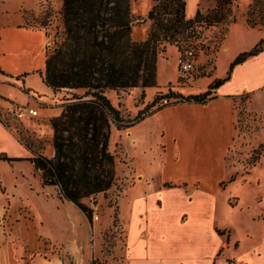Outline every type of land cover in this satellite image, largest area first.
I'll list each match as a JSON object with an SVG mask.
<instances>
[{"label":"rangeland","instance_id":"1","mask_svg":"<svg viewBox=\"0 0 264 264\" xmlns=\"http://www.w3.org/2000/svg\"><path fill=\"white\" fill-rule=\"evenodd\" d=\"M184 1L187 17L197 9L205 14L216 5V0ZM239 1L233 0L222 10L226 14L224 22L212 25L198 22L195 32L185 42L163 43L165 49L157 54L155 86L105 91L120 111L124 125L141 110L150 112L161 104L169 107L152 112L130 127L111 126L108 149L114 156L116 179L106 192L82 199L92 209L89 219L72 202L63 199L56 186L43 185L28 160L33 154L52 157L49 119L60 115L63 99L70 96L65 90L53 92L39 75L43 71L45 46L60 40L62 0H0V36L5 45L0 67L7 74L9 84L3 91L16 100L0 101V123L15 138L14 144L8 139L0 140V153L17 158L0 160V241L7 242L17 264H33L30 260L33 256L47 259L58 256L63 264H70L73 255L66 249L70 246H78L83 251L87 264L92 261L116 264L124 237L119 218L130 221L133 209L142 203L140 198L135 199L140 195H135V190H139L136 187H144L145 179L151 185L150 180L176 181L193 176L202 178L212 190L214 221L218 229H224L217 231L225 236L228 246L217 253L215 264H264V109L261 102L252 101L249 94L233 99L232 141L223 118L213 115L214 109L203 110L201 119L213 127L205 139L187 143L181 134L192 132L194 110L183 105L171 106L178 103L173 102L176 99H161L146 107L158 93L168 90L183 96L201 93L210 84L206 82L211 74L218 77L224 74L227 57L242 40V33L238 32L241 24L237 23L229 31L228 49L220 50L229 26L241 19L249 27L246 11L251 1ZM153 4L154 0H130L133 40L147 38L151 22L146 15ZM262 9L264 5L256 7L250 15L251 22L256 24L252 28L264 30ZM17 25L38 30L31 32ZM188 48L196 54L195 69L185 75L177 68V58ZM22 73H27L23 77L24 85L20 78L19 83L15 82L16 76ZM15 107L33 108L37 115L18 120L11 114ZM173 135L179 136L176 161L173 160L177 154L170 145ZM218 181H223L222 191L217 190ZM0 264H14L12 255H3Z\"/></svg>","mask_w":264,"mask_h":264},{"label":"trees","instance_id":"2","mask_svg":"<svg viewBox=\"0 0 264 264\" xmlns=\"http://www.w3.org/2000/svg\"><path fill=\"white\" fill-rule=\"evenodd\" d=\"M232 1L216 0L215 7L205 14L197 9L187 19L184 0H154L146 15L151 22L147 38L135 41L131 37L130 0H62L60 40L45 46L43 71L39 75L53 92L65 90L70 96L63 99L60 115L49 119L52 157L33 154L28 158L42 184L56 186L63 199L91 219L92 209L82 199L106 192L116 179L114 156L108 149L111 126L130 127L165 106L161 104L150 112L141 110L124 125L120 111L105 91L155 86L157 54L165 49L163 43L185 42L195 32L198 22L207 25L224 22L226 14L222 10ZM263 5L264 0H251L248 4L249 27L256 25L250 15ZM263 48L264 36L251 49L238 53L229 63L226 76L213 79L203 92L183 96L168 90L158 93L146 107L161 99L207 103L236 64ZM16 159L0 153V160Z\"/></svg>","mask_w":264,"mask_h":264},{"label":"crops","instance_id":"3","mask_svg":"<svg viewBox=\"0 0 264 264\" xmlns=\"http://www.w3.org/2000/svg\"><path fill=\"white\" fill-rule=\"evenodd\" d=\"M243 1L249 3L251 0H240L239 2L242 3ZM192 16L187 17L185 14L187 19ZM237 23L241 24L238 32L242 33V40L231 55L227 57L224 74L220 77L211 74L206 83L215 78H224L229 63L234 57L240 52L251 49L264 36V30L247 27L240 19L237 22H232L229 26L220 50L228 49L227 41L231 38L229 31ZM17 27L31 32L38 30L23 25H17ZM4 51L5 45L0 36V57L5 53ZM19 75L16 76L15 82L19 83L18 79L20 78L21 85H24V76L19 77ZM6 78H8L7 74L0 67V101L16 102L3 91L5 86H9L6 83ZM242 94H249L252 101L257 99L261 102V109H264V48L256 55L249 56L243 62L236 64L230 71L228 78L214 89V98L207 103L178 102L171 105H183L195 111L194 118L191 120L192 132L182 133V140L187 143L205 139L208 136V131L210 133L213 125L202 120L201 114L203 110L211 108V110L214 109L213 115L223 118L232 141V135L235 132L232 125V102L234 98H238ZM39 101L43 103L40 98ZM166 107L169 106H164L161 109ZM224 108L226 112H224ZM226 113L228 114L227 118L225 117ZM3 139L10 140L11 144H14L15 141V138L0 123V140ZM177 141L179 142V136L173 135L170 145L175 150L174 154H177V158L172 159L173 161L178 159ZM163 145L165 146V144ZM9 154L14 156L15 153L9 151ZM143 181L144 187H136L139 190H135V195L140 194L135 196V199L140 198L142 202L140 207L133 209L130 221L119 218L124 229V237L120 257L116 264H215L217 253L222 252L228 245L225 243V236L217 231H224V229L221 230L216 227L213 197L211 196L213 192L207 183L202 178L195 176L176 181L150 180L151 185H149V180ZM222 183L223 181H218V191L223 190L220 187ZM221 236L223 238H220ZM76 248L77 253L75 252ZM8 249L7 242L0 241V261L3 255L10 254L14 264H17L15 256ZM66 249L69 254L73 255V261L70 264H87L83 251L79 250L78 246H70ZM30 260L33 264H63L58 256H51L50 259L33 256ZM109 261L113 262L112 259Z\"/></svg>","mask_w":264,"mask_h":264},{"label":"built area","instance_id":"4","mask_svg":"<svg viewBox=\"0 0 264 264\" xmlns=\"http://www.w3.org/2000/svg\"><path fill=\"white\" fill-rule=\"evenodd\" d=\"M195 58L196 54L192 48H188L184 51L182 55H178L177 58V68L181 70L182 73L189 74L195 69ZM11 114L14 118L21 120L24 116L29 117L30 119L36 117L37 111L30 107H25L20 109V107H15Z\"/></svg>","mask_w":264,"mask_h":264}]
</instances>
